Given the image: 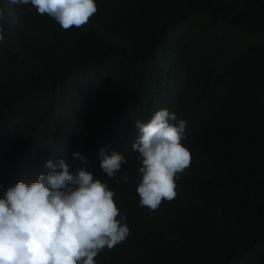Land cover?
<instances>
[{"label":"trees","instance_id":"obj_1","mask_svg":"<svg viewBox=\"0 0 264 264\" xmlns=\"http://www.w3.org/2000/svg\"><path fill=\"white\" fill-rule=\"evenodd\" d=\"M95 2L87 24L64 30L0 0V143L15 160L0 164L11 177L0 198L47 175L49 160L75 168L78 151L130 229L96 264H264V0ZM161 109L187 122L191 163L176 197L151 210L132 145L135 121ZM106 146L127 160L113 178Z\"/></svg>","mask_w":264,"mask_h":264},{"label":"clouds","instance_id":"obj_2","mask_svg":"<svg viewBox=\"0 0 264 264\" xmlns=\"http://www.w3.org/2000/svg\"><path fill=\"white\" fill-rule=\"evenodd\" d=\"M10 3L31 5L37 14L53 18L64 30L84 26L97 12L95 0ZM186 124L167 109L156 111L147 122L135 121L138 136L132 149L140 164L136 192L141 206L156 210L163 201L176 197V181L191 163L190 151L182 144ZM71 155L77 161L75 168L64 158L49 160L47 175H39L32 183L18 181L0 198V264H96L101 251L113 249L128 237L130 229L114 200V191L82 166L87 163L85 156L78 151ZM99 159L109 178L127 163L115 150L107 154V146L100 149ZM24 160L38 165L35 158ZM14 162L0 143V164ZM31 169L13 177L27 181ZM10 178L0 174V185ZM128 179L125 173L117 183Z\"/></svg>","mask_w":264,"mask_h":264}]
</instances>
